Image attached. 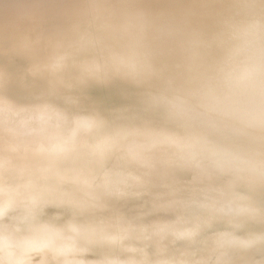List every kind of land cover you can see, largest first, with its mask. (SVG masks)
Returning <instances> with one entry per match:
<instances>
[{
	"label": "clouds",
	"instance_id": "9594fccd",
	"mask_svg": "<svg viewBox=\"0 0 264 264\" xmlns=\"http://www.w3.org/2000/svg\"><path fill=\"white\" fill-rule=\"evenodd\" d=\"M0 57V264H264V0H78Z\"/></svg>",
	"mask_w": 264,
	"mask_h": 264
},
{
	"label": "bare ground",
	"instance_id": "6f19581e",
	"mask_svg": "<svg viewBox=\"0 0 264 264\" xmlns=\"http://www.w3.org/2000/svg\"><path fill=\"white\" fill-rule=\"evenodd\" d=\"M166 0H145L148 7L165 6ZM78 7V0H0V30L6 34L15 26L19 29L33 27L36 31L49 34L57 29L66 28L71 20L72 11ZM21 8H29L35 12L32 24L17 20V13ZM0 63L9 71L22 70L25 61L22 58L0 57ZM11 95H18L19 89L11 86ZM88 101L94 103L101 110H107L123 104L135 103V90L120 82H114L107 88L91 87L87 90Z\"/></svg>",
	"mask_w": 264,
	"mask_h": 264
}]
</instances>
